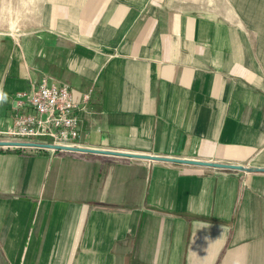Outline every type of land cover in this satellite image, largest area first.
Listing matches in <instances>:
<instances>
[{
	"label": "crops",
	"instance_id": "0c3cea01",
	"mask_svg": "<svg viewBox=\"0 0 264 264\" xmlns=\"http://www.w3.org/2000/svg\"><path fill=\"white\" fill-rule=\"evenodd\" d=\"M260 1L0 8V128L49 76L82 147L264 168ZM0 264H264V172L0 146Z\"/></svg>",
	"mask_w": 264,
	"mask_h": 264
},
{
	"label": "built area",
	"instance_id": "2783aa9c",
	"mask_svg": "<svg viewBox=\"0 0 264 264\" xmlns=\"http://www.w3.org/2000/svg\"><path fill=\"white\" fill-rule=\"evenodd\" d=\"M89 99L87 93L83 103H77L69 85L45 76L32 90L15 93L14 123L0 128V140L80 146L81 119Z\"/></svg>",
	"mask_w": 264,
	"mask_h": 264
},
{
	"label": "water",
	"instance_id": "95a60500",
	"mask_svg": "<svg viewBox=\"0 0 264 264\" xmlns=\"http://www.w3.org/2000/svg\"><path fill=\"white\" fill-rule=\"evenodd\" d=\"M0 146L37 147V148H45V149H53V150L110 154V155H115V156L134 157V158L168 161V162H175V163L194 164V165L210 166V167H217V168H224V169L240 170V171H246V172H264L263 167L246 166L243 164L212 162V161H205V160L170 157V156H159V155H152V154H135L131 152L102 150V149H97V148H86L82 146H61V145H55V144H50V143L8 141V140H0Z\"/></svg>",
	"mask_w": 264,
	"mask_h": 264
},
{
	"label": "rangeland",
	"instance_id": "374dc122",
	"mask_svg": "<svg viewBox=\"0 0 264 264\" xmlns=\"http://www.w3.org/2000/svg\"><path fill=\"white\" fill-rule=\"evenodd\" d=\"M32 1L35 0H0V8L4 9L5 7H12L16 12L20 13L21 15L23 12H26V10L29 12L33 9V7L30 5ZM246 1V0H245ZM261 2L260 0H257ZM28 5H25L27 4ZM188 4H192L194 6H198L199 8H208L210 10L215 11H224L225 9H233V8H240L241 6L238 5V0H187ZM237 4V5H236ZM259 4V3H254ZM31 7V8H30ZM35 7V6H34ZM260 8H256L258 10ZM4 14V13H3ZM16 18L14 17V20ZM1 22H4V19L2 17ZM20 22V21H18Z\"/></svg>",
	"mask_w": 264,
	"mask_h": 264
},
{
	"label": "clouds",
	"instance_id": "9594fccd",
	"mask_svg": "<svg viewBox=\"0 0 264 264\" xmlns=\"http://www.w3.org/2000/svg\"><path fill=\"white\" fill-rule=\"evenodd\" d=\"M5 96H6V94H5V93H3L2 91H0V99H3V98H5Z\"/></svg>",
	"mask_w": 264,
	"mask_h": 264
}]
</instances>
